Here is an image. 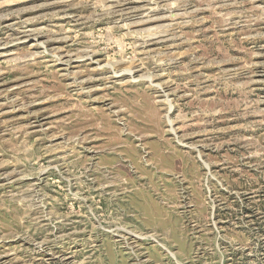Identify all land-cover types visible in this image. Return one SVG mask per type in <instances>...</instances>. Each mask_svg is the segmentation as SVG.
<instances>
[{"label": "rangeland", "instance_id": "374dc122", "mask_svg": "<svg viewBox=\"0 0 264 264\" xmlns=\"http://www.w3.org/2000/svg\"><path fill=\"white\" fill-rule=\"evenodd\" d=\"M0 264H264V0H0Z\"/></svg>", "mask_w": 264, "mask_h": 264}]
</instances>
